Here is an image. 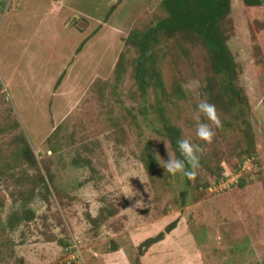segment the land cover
<instances>
[{
    "label": "rangeland",
    "instance_id": "1",
    "mask_svg": "<svg viewBox=\"0 0 264 264\" xmlns=\"http://www.w3.org/2000/svg\"><path fill=\"white\" fill-rule=\"evenodd\" d=\"M161 1L0 0V264H264V0H230L225 23L249 131L198 44L157 50L160 84L137 88L127 38ZM201 101L221 121L200 117L211 144L196 137ZM157 108L203 150L190 183L161 165L175 156Z\"/></svg>",
    "mask_w": 264,
    "mask_h": 264
},
{
    "label": "trees",
    "instance_id": "2",
    "mask_svg": "<svg viewBox=\"0 0 264 264\" xmlns=\"http://www.w3.org/2000/svg\"><path fill=\"white\" fill-rule=\"evenodd\" d=\"M241 1L247 7H258L262 5V0ZM161 5L165 15L155 25L145 30L133 31L127 38V43L131 44L136 52V56L130 62V66L132 68V77L137 88L141 92H145L148 88L152 86L156 87V84H160L161 80L157 73L155 63L157 50L161 51L164 48L174 50L176 46H181L182 42H189L194 45L198 44L202 47L210 74H212L210 81L212 82L216 77L220 76L226 79L223 90L214 81V86L220 92L218 96L221 100L225 101L228 111L233 108L238 109L237 114L234 116V121L241 119L244 122L245 113L243 109H247L249 106L246 97L237 84V67L226 44L227 31L225 23L230 15V0H162ZM171 41L174 42L173 45ZM168 42L172 46H167ZM124 61V55L122 54L116 64L117 81L120 80V76L125 72ZM157 109L160 114L159 118L161 119L165 136L169 141L175 158L183 159L177 144V141L182 139L179 129L166 121L159 111L160 108ZM246 125H248L247 122ZM247 129L249 131V125ZM244 137L249 139L250 142L248 143L251 145L250 137L246 135ZM248 153L249 151L243 152V155ZM24 156L29 158V162L32 163L37 171L33 154L29 151L27 153L24 151ZM141 161L147 170L153 165V157L142 156ZM189 170L191 169L189 168ZM44 172L45 176L51 179L47 168ZM184 178L187 183H190L191 180L185 176ZM38 179L40 182H44L40 172L38 173ZM175 227L176 222H171L166 226L163 233L146 239L141 244V248H148L161 242L164 239V234L175 231ZM179 234L175 233L177 236Z\"/></svg>",
    "mask_w": 264,
    "mask_h": 264
},
{
    "label": "clouds",
    "instance_id": "3",
    "mask_svg": "<svg viewBox=\"0 0 264 264\" xmlns=\"http://www.w3.org/2000/svg\"><path fill=\"white\" fill-rule=\"evenodd\" d=\"M189 87L191 86L189 85ZM201 115L210 121L211 125L219 127L221 121L215 105L208 103L207 101H201L197 105L196 115L194 117L197 121L196 137L201 141L211 144L215 132L209 124L200 122ZM177 144L183 159L175 158L168 153V160L164 161L161 165L166 170L167 174L175 176L180 173L189 180L194 181L197 175L196 169L200 167V157L198 154L202 153L203 150L199 145L193 144L189 139H180L177 141ZM189 168L191 170H189Z\"/></svg>",
    "mask_w": 264,
    "mask_h": 264
}]
</instances>
